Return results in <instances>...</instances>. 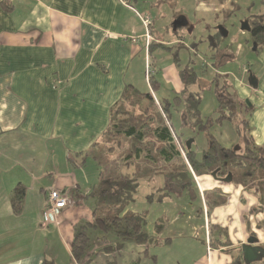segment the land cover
<instances>
[{"label": "crops", "instance_id": "1", "mask_svg": "<svg viewBox=\"0 0 264 264\" xmlns=\"http://www.w3.org/2000/svg\"><path fill=\"white\" fill-rule=\"evenodd\" d=\"M140 1L0 0V264H43L45 260L77 264L71 245L76 228L94 222L98 204L90 193L99 181L98 167L92 177L85 170L92 158L83 163L79 154L100 140L110 108L125 87L137 88L136 77L150 58L149 43L183 46L185 34L194 33L186 24L175 27L174 22L153 33V20L149 32L140 15L150 11H139L133 5ZM228 2L232 4V0H197V10L220 12ZM183 28L186 33L182 35ZM260 58L263 69L253 73L257 87L237 79L235 89L255 106L251 135L264 147V52ZM152 70L160 88L158 70ZM178 76L177 83L181 81L183 88ZM165 78L171 80L167 74ZM182 88L174 89L175 94ZM19 142L20 147L28 144L27 149H18ZM19 184L26 187V196L16 214L11 193ZM213 189L223 192L227 201L208 217L203 193ZM54 190L67 197L68 205L59 224H44L47 198ZM199 190L200 211L205 215L203 238L195 226L191 237L163 238V228L159 245L128 242L113 251L99 245L101 237L97 236V248L89 251L86 264H160L165 254H153L151 249L172 247L177 241H183L178 243L184 250L165 264H232L235 254L211 246L210 225L227 230L232 249L264 245V197L259 203L254 191L250 197L240 185L211 177L200 179ZM146 230L150 235L156 233ZM109 243L117 239L109 238Z\"/></svg>", "mask_w": 264, "mask_h": 264}, {"label": "trees", "instance_id": "2", "mask_svg": "<svg viewBox=\"0 0 264 264\" xmlns=\"http://www.w3.org/2000/svg\"><path fill=\"white\" fill-rule=\"evenodd\" d=\"M234 3L233 1V6ZM140 16L143 25L150 32L152 19L146 14ZM146 17L150 18L148 27L143 21ZM251 26L250 33L256 52L264 50V16L252 18ZM190 28L195 30V26L191 25ZM221 38L224 37L216 31V34L210 37V41L216 53L215 57L222 56L219 63L223 64L228 63L232 57L226 53V48H221L217 43ZM154 47L172 51L174 46H163L154 41L149 43L148 84L152 91H157L160 89L159 82L153 74L151 65L154 59L152 56ZM179 62L178 52H175L174 63L178 67ZM179 74L183 88L174 95L173 100L168 97L156 101L151 91H141L132 85L126 86L120 99L110 108L109 122L100 140L87 152L79 154L81 162L89 158L96 162L99 181L90 193L98 204L94 222H86L77 227L71 245L73 258L77 264H86L91 256L89 252L92 241L91 230L102 233L99 245H103L106 250L116 251L128 242L161 244L158 235L164 228L162 223H156V233L150 235L146 230L144 214L126 212L128 206L135 201L141 180L164 177L165 186L156 194L148 196L151 202L162 203L175 189L187 192L190 201L194 202L199 198L202 200L199 179L209 176L214 178V173L218 178H227L230 175L233 184L243 186L247 190H258L262 203L264 147L255 143L250 126V116L255 111V106L250 100L239 96L235 87L227 82L228 75H226L224 84L216 87L218 106L214 115L204 118L200 109L202 103L200 93L189 91V86L198 81L196 73L192 68L186 67L180 69ZM219 77L217 75V82ZM179 105L184 106V126L193 133L186 140L180 138V142L177 141V135L171 124L172 110ZM237 120L240 122L235 131L241 136L243 145L226 147L215 136L214 128L224 123L234 124ZM200 134L205 135L207 147L199 153L195 140ZM189 141H192L190 149L186 146ZM71 160L76 162L73 157ZM124 169L134 171L130 174ZM25 196L26 187L23 184L13 189L11 206L14 213L21 212ZM203 196L208 217L214 208L227 201V196L219 189L204 191ZM209 235L212 247L228 248L229 254H235L232 264H247L242 247L231 248L232 243L226 229L218 225H210ZM114 237L117 243H109V238ZM262 247L264 248V245ZM43 264L54 263L45 260ZM250 264H264V259Z\"/></svg>", "mask_w": 264, "mask_h": 264}, {"label": "rangeland", "instance_id": "3", "mask_svg": "<svg viewBox=\"0 0 264 264\" xmlns=\"http://www.w3.org/2000/svg\"><path fill=\"white\" fill-rule=\"evenodd\" d=\"M144 2H146V6ZM234 2V6L228 2L224 8L226 10L207 14L197 10V6H199L197 0H142L141 3H133L139 11H150L148 16L153 20V33L155 30L161 31L163 28H160L164 24L178 22V20H180L178 19L179 15H185L190 24L195 26L194 33L190 36L184 31V28L181 30L182 35L186 33V39L184 40L186 47H174L172 51L162 50L157 47L152 49V56L154 59L151 65L158 70L157 76L161 83L160 89L151 91L152 89L148 84L149 78L147 76V68L149 66L143 68L142 73L137 75L135 81L136 87L141 91H151L156 98L164 99L169 97V99L173 100L175 95L174 89L177 88L180 90L182 88L181 81L177 83L180 69H186V67L192 68L197 75L198 81L196 84L189 86V91L200 93L202 97L200 107L201 113L204 118H208L214 115L218 106L215 92L217 85L222 86L224 84V80L226 79L224 76L228 75L227 82L232 84L233 87H235L237 79H242L244 83L249 86L251 74H249L248 71H251L252 74H257L263 69L261 65L262 60L260 58L263 50L256 52L250 31L243 30L242 28H246V21L248 19H252L254 16H264V0H237ZM179 12H181V14H177ZM161 15H165V18L162 19ZM220 27L224 28L227 38H221L217 43L220 44L221 48H226V53L232 57L228 63L223 64L219 63L222 56H220V58L215 57L216 53L213 51L210 41V37H213ZM175 52H178L179 55V67L173 64ZM172 59L173 61H171ZM246 68L248 69L246 70ZM166 74L172 82L171 80L169 82L166 80ZM217 75L220 76L218 82L216 81ZM172 114L171 124L175 135H177V141L180 142V138L186 140L193 133L184 126V106L179 105L173 108ZM239 122L240 121L237 120L234 124L224 123L223 125H216L214 128L213 132L215 136L226 147L234 145L238 147L243 145L241 136L235 131ZM195 141L196 145L199 147V153L202 149L207 147V139L204 134L198 135ZM17 144H19L17 148L21 150H26L28 147H25L26 143L22 147H20V142ZM182 152L185 154L184 150H182ZM85 170L89 174V177H92L94 171L97 174V165L93 159L88 160ZM124 171L131 174L134 170L124 169ZM211 179L214 178L211 177ZM199 181L200 179L198 182ZM164 186L165 180L162 176L141 180L135 201L128 206L126 212L144 214L146 218V228L148 231L150 230V233H154L157 222L162 223V225H164L162 233L163 238L175 235L191 237L194 235L192 234L194 226L199 229L198 234L203 238L205 235V215L200 211L202 210L201 199L199 198L191 202L187 192L175 189L162 203L148 200V196L156 194ZM240 187L250 192V197L253 194H251V192L255 190H247L243 186ZM258 202L260 203V200H258ZM262 224L264 231V220H262ZM90 233L92 234L90 251H93L97 248L94 239L97 236H101L102 233L95 230H91ZM185 240L189 239L186 238ZM178 242L183 241H177L172 247H154L151 249V252L153 254L154 252L165 254L163 255L164 259H162L163 262L160 261V264L172 262V259L175 258L176 255L180 256L184 250L182 243ZM132 244L137 246L144 245L138 243ZM141 250H144V247ZM160 258H162V256H160Z\"/></svg>", "mask_w": 264, "mask_h": 264}, {"label": "built area", "instance_id": "4", "mask_svg": "<svg viewBox=\"0 0 264 264\" xmlns=\"http://www.w3.org/2000/svg\"><path fill=\"white\" fill-rule=\"evenodd\" d=\"M143 21L145 25L148 27L150 23V18L146 17L143 19ZM148 72H149V67H148ZM67 205H68V199L64 194L60 193L57 190L52 191L47 198L46 209L43 213L44 224H50V223L59 224L62 211L67 207Z\"/></svg>", "mask_w": 264, "mask_h": 264}, {"label": "water", "instance_id": "5", "mask_svg": "<svg viewBox=\"0 0 264 264\" xmlns=\"http://www.w3.org/2000/svg\"><path fill=\"white\" fill-rule=\"evenodd\" d=\"M178 23L179 22H176L174 26L176 27ZM242 29L250 31V27L248 23H246V28H242ZM250 84L254 87H257V84H258L257 78L254 77L253 74H251ZM191 144H192V141L187 142L186 146L188 149L191 148ZM213 176L215 177L216 174L214 173ZM224 181L227 183L231 182V176L229 175L226 179H224ZM242 250H243L244 260L247 264L261 261L264 259V248L263 247H251V246L244 245L242 247Z\"/></svg>", "mask_w": 264, "mask_h": 264}, {"label": "flooded vegetation", "instance_id": "6", "mask_svg": "<svg viewBox=\"0 0 264 264\" xmlns=\"http://www.w3.org/2000/svg\"><path fill=\"white\" fill-rule=\"evenodd\" d=\"M233 1H235V0H232V5H233ZM237 1V0H236ZM254 17H258V16H254ZM254 17H252V18H254ZM178 19H180V17H178ZM178 22H179V24H181V23H183V24H186V26H187V29L189 30V31H191V30H193V28H190L191 27V24H190V22H189V20L187 19V18H184L183 20H178ZM246 23H248V25H249V27H250V32H251V19H248L247 21H246ZM175 24V23H174ZM193 26V25H192ZM218 31L222 34V36L224 37V38H227V34H226V32H225V30H224V28L223 27H220L219 29H218ZM256 49V48H255ZM263 52H264V50H263ZM263 52H262V54H263ZM261 54V55H262ZM235 146V145H234ZM214 179H216L217 181H219V182H222V183H227V182H225L224 181V179H226V178H218V177H214ZM229 184H233L232 183V179H231V182H229ZM254 193L258 196V198H259V192H258V190H254Z\"/></svg>", "mask_w": 264, "mask_h": 264}]
</instances>
